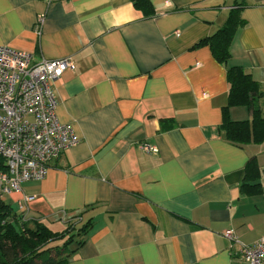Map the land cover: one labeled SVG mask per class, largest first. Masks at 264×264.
Listing matches in <instances>:
<instances>
[{
	"label": "crops",
	"instance_id": "0c3cea01",
	"mask_svg": "<svg viewBox=\"0 0 264 264\" xmlns=\"http://www.w3.org/2000/svg\"><path fill=\"white\" fill-rule=\"evenodd\" d=\"M149 1L152 17L131 0H0V46L71 58L53 90L79 138L4 201L22 213L34 196L28 220L55 233L91 221L67 264H242L224 232L247 246L264 237V139L230 140L224 108L239 67L260 86L264 118V0ZM232 18L226 65L200 44ZM229 115L252 119L244 106Z\"/></svg>",
	"mask_w": 264,
	"mask_h": 264
},
{
	"label": "built area",
	"instance_id": "2783aa9c",
	"mask_svg": "<svg viewBox=\"0 0 264 264\" xmlns=\"http://www.w3.org/2000/svg\"><path fill=\"white\" fill-rule=\"evenodd\" d=\"M42 22L36 27L38 36ZM73 70L71 58L33 62L26 51L0 46V156L6 165L0 173L1 198L23 194V183L44 180L51 162L79 143L73 128L57 118L53 90L63 74ZM141 149L158 154V148L149 143L141 144ZM35 200L23 195L19 202L26 222ZM224 237L241 246L242 264H264V237L251 246L242 244L233 230L225 231Z\"/></svg>",
	"mask_w": 264,
	"mask_h": 264
},
{
	"label": "trees",
	"instance_id": "16d2710c",
	"mask_svg": "<svg viewBox=\"0 0 264 264\" xmlns=\"http://www.w3.org/2000/svg\"><path fill=\"white\" fill-rule=\"evenodd\" d=\"M131 2L146 17L154 15L149 0H131ZM237 29L238 22L232 18L222 30L200 45H208L217 62L227 65L231 57L230 46ZM228 80L231 89L228 104L224 108V129L228 137L241 144L247 143L250 139L257 143L262 142L264 118L261 109L255 104V100L260 95L259 84L239 67H229ZM237 106L248 107L252 111V119L246 122H232L229 109ZM255 169L257 167L251 163L247 167L248 172ZM5 170L4 159L0 156V173ZM91 228V221H88L78 229L69 226L60 233L52 232L40 222L24 221L22 213L14 212L4 198L0 197V264H67L70 254L75 253L84 243L83 240L78 241L77 247L72 249L75 237H85ZM62 241L61 247L52 246V243Z\"/></svg>",
	"mask_w": 264,
	"mask_h": 264
},
{
	"label": "rangeland",
	"instance_id": "374dc122",
	"mask_svg": "<svg viewBox=\"0 0 264 264\" xmlns=\"http://www.w3.org/2000/svg\"><path fill=\"white\" fill-rule=\"evenodd\" d=\"M13 195H15V194H13ZM17 195H21V194H17ZM12 196V195H11ZM28 222H30V221H28ZM62 243H63V241L62 242H56V243H52V246H59V247H61V245H62ZM73 245H75V242L72 244V246ZM52 246H49V248H55V247H52Z\"/></svg>",
	"mask_w": 264,
	"mask_h": 264
}]
</instances>
